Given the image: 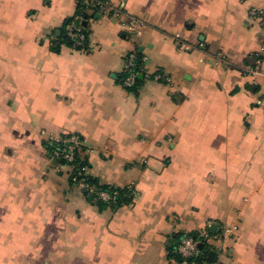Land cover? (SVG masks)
I'll use <instances>...</instances> for the list:
<instances>
[{"label": "crops", "instance_id": "0c3cea01", "mask_svg": "<svg viewBox=\"0 0 264 264\" xmlns=\"http://www.w3.org/2000/svg\"><path fill=\"white\" fill-rule=\"evenodd\" d=\"M109 1L123 15L88 13L77 50L64 27L78 0H0V264H196L168 239L212 225L237 232L201 264H264V80L249 75L264 0ZM130 17L146 23L135 40ZM132 51L144 73L131 90ZM71 134L131 204L101 210L71 183L46 146Z\"/></svg>", "mask_w": 264, "mask_h": 264}, {"label": "built area", "instance_id": "2783aa9c", "mask_svg": "<svg viewBox=\"0 0 264 264\" xmlns=\"http://www.w3.org/2000/svg\"><path fill=\"white\" fill-rule=\"evenodd\" d=\"M81 6L83 7L82 12H76L73 18L65 24L64 34L67 41L71 44V47L77 50L82 49L87 42V32L85 29V13H103L110 12L116 17L123 15L121 11L112 6L109 0H81ZM78 3V4H79ZM258 13L253 11L251 15L255 16ZM146 27V23L138 17H130L125 24V30L128 37L131 40H135L142 36L143 29ZM175 41L179 46L186 52L192 51L193 46L183 40L180 34H176L174 37ZM143 59L140 58L137 51L130 52L125 60V66L123 70L124 78L122 81L123 87L127 89H132L136 86L139 75L144 73L143 69ZM249 75L253 79L264 80V43L261 46V56L256 58L253 66L249 70ZM155 81H170V79L165 78L163 75L156 74L153 76ZM45 135V133H43ZM48 144L53 146L62 145L64 147L53 151L52 159H63L69 163L74 161L75 151L86 147L83 139L79 135H61L48 137ZM90 175V168L88 166L83 167L77 174H70L71 181L74 185L80 187L83 192L89 196L95 193V189L87 181L86 177ZM104 202L111 203L113 197L106 191H100L96 194L93 202ZM236 229H229L224 232V235L215 236L213 234H202L200 238L186 237L183 238L178 246L177 252L184 260H191L197 258L201 255L202 250L199 245H208L209 248L211 244L217 241H222L225 237H232L236 234Z\"/></svg>", "mask_w": 264, "mask_h": 264}, {"label": "trees", "instance_id": "16d2710c", "mask_svg": "<svg viewBox=\"0 0 264 264\" xmlns=\"http://www.w3.org/2000/svg\"><path fill=\"white\" fill-rule=\"evenodd\" d=\"M81 0H78V3ZM78 12H82L83 11V7L81 6V2L78 4ZM85 17H87L88 14H84ZM71 19H69L65 24H67ZM65 36V34H64ZM66 42L71 46V44L67 41V39L65 38ZM138 53V51H137ZM139 55V53H138ZM141 58V57H140ZM141 62V61H139ZM142 64V62H141ZM144 65V63L142 64ZM124 75L122 77L121 82L123 81ZM139 83V79L137 80V84ZM136 84V86H137ZM136 86L132 89H135ZM131 89V90H132ZM47 151H48V155L50 158H52V154L53 151L60 149L64 146L62 145H49L47 144ZM60 165L68 167L69 168V177H70V181H71V176L70 174L73 173V175L77 174L83 167L88 166L89 165V161L86 155V147H83L81 149H78L77 151H75V156H74V161L69 163L63 159H55ZM86 181L94 187L95 189V193L92 195L87 196L85 193V197L87 198V200L93 204L96 205L97 207H99L101 210L106 209V208H113L116 209L118 207H121L122 205H127V204H131L135 198V191L132 187H125V188H118V187H113L110 185H103L100 183V181L94 177H92L91 175L86 177ZM71 183L74 185V183L71 181ZM100 191H106L108 192L112 197H113V201L111 203H104V202H93V199L95 198L96 194ZM202 234L197 233V232H192V233H178L175 235H172L169 237L168 239V251L170 253L171 257L176 258L177 260H182L184 262H188V263H196V264H201L203 262H208L209 261V246L205 245L203 247L202 253L199 257L191 259V260H184L181 258V256L178 254L177 249L178 246L181 242V240L183 238L186 237H192V238H200Z\"/></svg>", "mask_w": 264, "mask_h": 264}, {"label": "water", "instance_id": "95a60500", "mask_svg": "<svg viewBox=\"0 0 264 264\" xmlns=\"http://www.w3.org/2000/svg\"><path fill=\"white\" fill-rule=\"evenodd\" d=\"M140 79L142 78V75H140V77H139ZM215 230H216V226L215 225H212L211 227H210V231H211V233H215ZM199 248L201 249V250H203V245L201 244V245H199ZM215 257V252H210L209 253V258L210 259H213Z\"/></svg>", "mask_w": 264, "mask_h": 264}]
</instances>
